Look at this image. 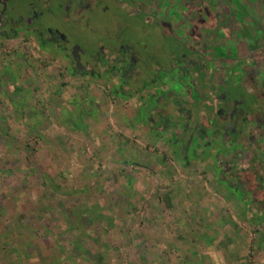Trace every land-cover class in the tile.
<instances>
[{
  "label": "rangeland",
  "instance_id": "374dc122",
  "mask_svg": "<svg viewBox=\"0 0 264 264\" xmlns=\"http://www.w3.org/2000/svg\"><path fill=\"white\" fill-rule=\"evenodd\" d=\"M130 1L91 0L88 6L76 0L9 2L8 16H28L46 35L52 28L65 36L67 45L80 44L81 65L77 70L68 51L45 52L35 37L21 30L10 40L0 37V65L21 61L24 54L27 65L13 68L23 71L22 79H34L22 103L0 94V264L7 260L4 252L13 254L10 264H214L210 249L218 253L220 264H264V221L219 183L211 156L219 143L203 158L184 164L176 145L166 139L167 132H154L160 117L168 116L167 122L160 121L167 127L178 119L175 102L161 100L169 91L159 89L173 84L159 80L164 70L185 56L212 59L203 63L219 68L225 63L233 74L242 66L256 72L255 58L264 60V18L255 20L246 14L248 9H237L231 0H223L226 6L216 0H195L199 4L187 16L183 6L166 8L167 0H138L139 5ZM153 3L159 8L142 12V6ZM249 8L264 17L258 8L255 12ZM120 44L139 57L136 74L120 86L125 93L144 86L139 94L143 100H132L130 107L143 102L147 111L142 116L149 120L151 110L158 123L148 125L137 142L120 123L105 121L109 111L98 106L97 132L109 141L93 144L71 130V123L77 122L75 107L65 111L75 121L58 123L52 114L56 101L44 97L43 82L53 77L52 86L60 90L62 80L73 79L72 74L88 75L85 70L93 68L99 72L96 78L83 80L81 87L74 83L64 87L66 96L86 91L87 97L90 90L102 94L107 108V103L113 104L111 108L123 105L124 99L117 95L120 69L108 76L96 57L102 47L103 57L114 60L117 51L111 47ZM241 46L248 47L239 50ZM243 53H250V58L237 63ZM223 70L227 91L237 90V78L227 69H221L220 76ZM154 76L156 83L145 87ZM223 103L230 118L234 103ZM39 122L41 129L49 127L40 135L29 131ZM191 135L192 131L188 143Z\"/></svg>",
  "mask_w": 264,
  "mask_h": 264
},
{
  "label": "trees",
  "instance_id": "16d2710c",
  "mask_svg": "<svg viewBox=\"0 0 264 264\" xmlns=\"http://www.w3.org/2000/svg\"><path fill=\"white\" fill-rule=\"evenodd\" d=\"M10 1L7 0V6L1 22L4 28L3 34L13 35L17 26L26 32L37 31L36 26L31 24L29 19L26 18L28 16L15 18L7 15ZM76 1L80 5L84 4V6L92 3L91 0ZM133 1L134 3L132 0L130 2L139 5L137 3L138 0ZM248 3L247 5H251L250 7H252L253 11L258 8L259 15L264 16L262 13L264 12V0H250ZM30 4L33 3L30 2ZM197 4L199 3L195 0H167L165 4L163 3L166 8L177 5L180 8L179 10H181L182 6L185 7L186 11L184 15L186 16L190 14V11H192L191 14L195 12L193 9H195ZM216 4L226 6L222 0H216ZM145 6H142V12H150V9L156 10L155 8L158 7L155 3L151 6L145 4ZM189 7L193 8L189 9ZM11 11L16 12L14 6H11ZM39 37L41 44H46L49 41L50 33L46 35L44 32H41ZM246 47L248 46H241L239 50H244ZM125 48L130 52L134 51L126 45ZM260 50L262 51V49ZM119 52L120 68H118V65L113 60L105 59L102 52H99L100 54H98L97 59L100 60L101 65L104 67L105 73H103L108 76L116 69H120L117 91L125 93L124 87L120 85L127 83L126 77H129V75L133 77V74H136L135 66L139 57L134 51V55L130 56L129 69L126 70L124 65L122 66V63L125 64L127 61V58L123 56V53H126V51L119 50ZM250 56V53H243L240 57H237V63H241L242 60H246ZM182 58L183 60L180 61L181 58L178 57V61L172 63L171 67L168 70H164V73L159 76V80L163 84L173 81L172 85L165 84L159 90L161 93L163 90L169 91V93H166L168 97L162 96L161 100L167 103L175 102L178 119L167 127L168 123L165 125L163 122L160 123V121L166 120L167 122L168 116L162 119L160 117L158 123L154 119L153 112L150 110L151 113L149 112L148 115L150 119H146L147 125L155 124L154 122H156L159 126L154 128V132H167L166 139L171 144L176 145L180 153V159L184 164H188L197 158H203L207 152H211L215 143H219L218 148L211 154L217 168L219 183L225 184L235 194V198L246 205L258 220L264 221V88L262 87V83H264V60L255 58L258 61H253L254 68L257 69L256 72H251V70L249 71V67L242 66L240 71L237 70V73L233 74L230 66L223 68L221 66L219 68L205 65L203 60H212L209 58H190L185 56ZM220 59V57H217V60ZM221 69L231 70L229 74H232L238 81L239 79L243 81L241 82L240 80V83L237 81L236 84L235 82H229L230 84H235L237 90L227 91V81L224 80V76L226 77L225 71L223 70V76H220ZM85 71L88 75H98L99 73L93 68L91 70L88 68ZM240 74L246 78L242 79ZM163 79H166V81L163 82ZM230 79L231 77L227 80ZM154 83H156L155 76L148 83H145V87ZM245 83L250 86L248 87ZM174 84H176V89L173 90L172 86ZM141 88L136 87L132 91L133 93L129 92L125 94L129 96L140 94ZM236 99L240 100L235 115V120H237L236 127L234 129L226 128L228 110L223 101L232 102ZM191 131L193 134L188 143L187 138Z\"/></svg>",
  "mask_w": 264,
  "mask_h": 264
},
{
  "label": "crops",
  "instance_id": "0c3cea01",
  "mask_svg": "<svg viewBox=\"0 0 264 264\" xmlns=\"http://www.w3.org/2000/svg\"><path fill=\"white\" fill-rule=\"evenodd\" d=\"M223 1V0H222ZM250 0H231L232 3H237V9L240 8V10L243 8H246L248 9L247 13L246 14H250L249 16H252L255 20H257L258 18H261L259 17L256 13H252L250 11V6L247 5L248 2ZM224 2V1H223ZM230 2V0H229ZM236 7V6H235ZM243 12V11H242ZM251 12V13H250ZM255 12V11H253ZM176 19H178V14L176 12ZM250 18V17H249ZM24 34H28V35H31V33L29 32H26L24 31ZM18 35V33H17ZM0 37L5 39V40H10L12 39L13 37H11V35H5L3 33L0 32ZM43 49H45V52L48 51V52H52L53 50H55V48H57L56 46H41ZM58 49V48H57ZM60 50V49H59ZM62 51V50H60ZM221 58V57H220ZM20 59L21 61H15L13 62V64H3V65H0V94L1 93H5L6 97L14 102L17 103L20 102L22 103L21 101L22 100H25L29 97V84L33 82V78H31L29 80V82L27 80H24L22 79V73L23 71H19V72H16L13 68L14 65H19L21 67V65L23 67H21V69L24 68V66L27 65V60L23 55L20 56ZM226 64H222V67H225ZM52 78V79H51ZM49 79V77L46 78V80H44V84L46 85V88H45V92H42L44 97L47 98L48 100H55L56 101V104L55 106L57 107V110L56 108H53L54 111L52 113V109L50 110L49 109V113L51 112L52 114H54L55 116L58 117V123L61 125V126H64V124H67V123H70V121L74 120V119H70L69 115H67V113H65L66 109L69 107V106H73L75 107L76 109V113L73 115V117L76 119L77 122L75 123H71V130L76 132L77 135H80L81 138L84 137L86 138L87 141H92V143L94 144H107V142L109 141L108 139H104L102 136L98 135V123H99V119H98V115L96 114L97 112H95L98 108V106L101 107L102 111L105 110V111H109L108 112V116L109 118H107L108 116L106 115V120L105 121H114L117 122V123H120L121 124V130L128 136H132L131 138H134L135 141L139 142L141 141V138L145 132V130H149L148 128V125H147V122H146V119L142 116V111L144 110V112L147 111V109H145V104H142L137 106L136 108H132L130 107V103L132 102V100L134 99H141L143 100L139 94H135V95H132V96H129V95H126L125 93H116L117 95H119V97H121L123 100V103L126 105H120L116 108H111L113 107L111 103H107L106 105L109 106L108 108L104 106L105 104V99L104 97L102 96V94H99L98 92H93V91H89V95L86 97V91H78L77 94H72V95H68L66 96L65 92H63V88L66 87V86H70L72 85L73 83L74 84H78L79 87L83 86V80L86 81L87 83H89L91 78L94 79L96 78L94 75H85V74H77V75H73L72 74V77L73 79L71 80H62V84L60 83V86L62 89H58V87L55 85L54 87L52 85H54L53 83H55V78L51 77ZM89 78V82L87 81V79ZM29 83V84H28ZM51 85L52 88L49 86ZM49 86V87H48ZM57 87V88H56ZM86 87V85L84 86ZM51 88V89H49ZM90 89V88H89ZM156 89V88H155ZM152 96V95H151ZM85 97V98H83ZM153 97V96H152ZM152 97H150V100H152ZM114 100V99H113ZM126 101V102H125ZM83 102V103H82ZM94 103H98L99 105H97V107L93 104ZM74 103H77V105H75ZM74 104V105H73ZM105 108V109H103ZM107 108V109H106ZM59 109V110H58ZM79 110V112H78ZM61 111V112H60ZM119 113H118V112ZM19 114L22 112V110L20 109L19 111ZM60 112V114H59ZM149 112V111H148ZM58 114V115H57ZM0 115H1V112H0ZM80 117H84L83 120H80L79 118ZM45 118L49 119V116ZM75 121V120H74ZM41 123H37V124H33L31 126V129H29V131L31 132H35L36 135H40V133H38L39 131H42V130H46L47 127H49V125L46 127V125L44 126L43 129H41V127H39L38 125H40ZM92 126V127H91ZM92 128V129H91ZM104 128V126H103ZM106 129H112L114 131L113 128H106ZM91 132L89 134V136H87V132ZM108 132V130H107ZM104 135H107L106 132H104ZM88 137V138H87ZM105 137V136H104ZM99 139H102V140H99ZM43 141V140H42ZM131 141H133L131 139ZM130 140L126 141L125 140V145H130ZM124 144V143H123ZM123 162H130L129 160H122ZM158 162V161H157ZM131 163V162H130ZM160 164V162H158ZM31 168H28V170H30ZM129 182H131L132 180V177L131 175L129 174ZM125 194H126V190H125ZM240 205H243V203ZM239 209L241 207H238ZM244 215V214H242ZM3 239V238H2ZM24 243H27V238H24ZM2 245V244H1ZM2 249V248H1ZM23 254H25V257L29 255V252L28 251H23L22 252ZM13 254L11 252H4V256L3 258L4 259H7L5 261L2 262V264H10L12 263V258Z\"/></svg>",
  "mask_w": 264,
  "mask_h": 264
},
{
  "label": "flooded vegetation",
  "instance_id": "af4514ba",
  "mask_svg": "<svg viewBox=\"0 0 264 264\" xmlns=\"http://www.w3.org/2000/svg\"><path fill=\"white\" fill-rule=\"evenodd\" d=\"M0 4H1V7H0V32L3 33L4 28L2 27L1 22H2L3 14H4L6 6H7V0H0ZM3 7H4V10H2ZM90 9H92V8H90ZM34 15H35L34 17H37V13H35ZM34 17H33V19H34ZM29 21H30V19H29ZM46 28H47V26H46ZM36 29H37V31H30V32L28 31V32L31 33V35L33 37H35V39L38 42V46H56L58 49H60L62 51H66V52L68 51V54L70 55V57L71 58L73 57L72 48L75 45H67V42H66L67 39L58 30L55 31V30H52V28H51V30H50L51 33H50V37H49L48 43L41 44V40H40L39 35L41 34V32H44V31L40 30V27H38V26H36ZM20 30L24 32L23 29H21V28H19V26H17L16 29H15V33L13 35H11V37H16L17 33H19ZM77 46H80V44H77ZM98 46H102V45H98ZM113 49L117 51V54L114 56V60H113V62H115L116 64H121L120 56H119L120 55L119 54L120 53L119 50H125L126 51V53H123V56H125L127 58V61H126L125 64L122 63V66L124 65V68H126V70L129 69L130 56H133L135 52L134 51L130 52L122 44H120L116 49L111 47V50H113ZM101 51H102V47H101V49L98 50L96 57H98V53L101 52ZM74 62H75L76 69L79 70L80 67H77V64H76L75 60H74ZM239 102H240V100H237V99L233 100V103H234L233 106H235V111L233 113V116L230 114V118H229V115H228V122H227V124L225 126L226 128L234 129L236 127L237 120H235V115L237 113V105L239 104ZM227 114H229V112Z\"/></svg>",
  "mask_w": 264,
  "mask_h": 264
},
{
  "label": "water",
  "instance_id": "95a60500",
  "mask_svg": "<svg viewBox=\"0 0 264 264\" xmlns=\"http://www.w3.org/2000/svg\"><path fill=\"white\" fill-rule=\"evenodd\" d=\"M80 49V46H77V45H75V46H73V48H72V54H73V58L76 60V64H77V67H80V61H79V57H78V55H77V51ZM234 111H235V106H233V110H232V112H231V115L233 116V113H234ZM193 134V133H192ZM192 136V135H191ZM190 141V140H189Z\"/></svg>",
  "mask_w": 264,
  "mask_h": 264
},
{
  "label": "clouds",
  "instance_id": "9594fccd",
  "mask_svg": "<svg viewBox=\"0 0 264 264\" xmlns=\"http://www.w3.org/2000/svg\"><path fill=\"white\" fill-rule=\"evenodd\" d=\"M209 255L212 258V260L214 261V264H220V257L218 255V253L215 252V250L210 249Z\"/></svg>",
  "mask_w": 264,
  "mask_h": 264
}]
</instances>
